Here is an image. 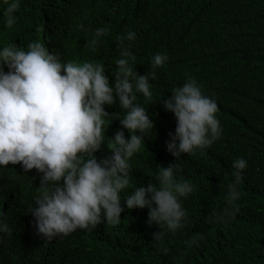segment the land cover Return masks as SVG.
Returning <instances> with one entry per match:
<instances>
[{
	"label": "trees",
	"instance_id": "1",
	"mask_svg": "<svg viewBox=\"0 0 264 264\" xmlns=\"http://www.w3.org/2000/svg\"><path fill=\"white\" fill-rule=\"evenodd\" d=\"M7 7L0 0V47L27 50L39 41L62 62L103 64L110 86L121 58L118 37L136 34L125 45L136 57V72L150 74L153 93L151 99L137 94L136 102L155 129L130 159L122 199L135 187L158 182L157 167L174 163L166 141L176 120L163 108L174 88L194 79L216 101L222 134L176 162L179 178L194 191L181 199L186 225L175 232L164 228L163 242L153 240L160 228L148 225L147 209L126 207L119 224L104 222L47 239L37 234L28 211L42 174L25 172L20 164L0 166V216L9 226L0 233V264H264V0H19L15 11ZM101 27L106 32L89 46ZM156 53L168 56L162 66L152 64ZM105 111L111 124L105 135L111 139L125 110L117 103L105 105ZM106 145L95 153L98 159L110 155ZM238 158L247 168L237 185V211L225 216ZM196 235L198 243L190 244Z\"/></svg>",
	"mask_w": 264,
	"mask_h": 264
},
{
	"label": "clouds",
	"instance_id": "2",
	"mask_svg": "<svg viewBox=\"0 0 264 264\" xmlns=\"http://www.w3.org/2000/svg\"><path fill=\"white\" fill-rule=\"evenodd\" d=\"M4 2L9 13L19 8V0ZM105 32L103 27L96 29L87 44L95 46ZM118 39L121 58L116 61L111 86L103 64L62 62L39 41L29 43L27 50L16 45L0 47V166L20 164L25 172L35 169L42 174L39 194L28 211L35 219L37 234L47 239L90 230L104 222L119 224L126 207L147 209L148 225L160 228L152 234L153 240L163 242L164 228L175 232L186 225L181 199L194 191L191 182L179 178L181 168L176 162L182 155L207 148L222 134L216 101L194 79L174 88L170 98H161L164 110L176 120L175 132L166 141L174 163L157 167L158 182L135 187L122 199L121 192L130 183V159L155 125L136 102L137 94L148 99L153 96L150 74L136 72V57L130 45H125L136 34L128 31ZM167 60V54L156 53L152 64L159 67ZM151 77L155 78L154 73ZM117 103L125 114L119 119L121 128L109 139L105 128L111 125L110 115L105 105ZM102 145L110 155L98 159L95 153ZM232 168L234 181L229 185L225 216L237 211V185L247 161L238 158ZM8 231L0 216V233ZM200 238L194 236L190 244H197Z\"/></svg>",
	"mask_w": 264,
	"mask_h": 264
}]
</instances>
